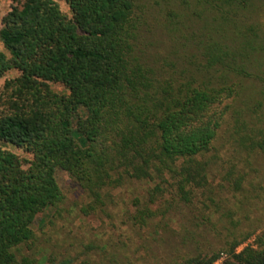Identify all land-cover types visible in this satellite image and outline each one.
Segmentation results:
<instances>
[{
    "label": "trees",
    "instance_id": "obj_1",
    "mask_svg": "<svg viewBox=\"0 0 264 264\" xmlns=\"http://www.w3.org/2000/svg\"><path fill=\"white\" fill-rule=\"evenodd\" d=\"M14 1L0 21L8 52L0 53V77L15 71L0 86V142L30 157L0 147V264H43L21 248L33 244L35 214L62 205L56 170L88 199L84 213L114 204L112 192L125 183H146L123 214L135 230L155 218L165 225L199 189L213 194L205 154L226 114L243 131L241 145L264 151V130L238 123L254 80L264 99V25L253 21L254 0H181L203 18L200 61L188 77L140 50L141 0ZM240 180L230 185L237 190ZM251 234H227L219 248L174 264H213L219 253V264H264V228L235 251Z\"/></svg>",
    "mask_w": 264,
    "mask_h": 264
},
{
    "label": "rangeland",
    "instance_id": "obj_2",
    "mask_svg": "<svg viewBox=\"0 0 264 264\" xmlns=\"http://www.w3.org/2000/svg\"><path fill=\"white\" fill-rule=\"evenodd\" d=\"M16 4L14 0H0V21ZM59 6L66 10L62 1ZM139 6L143 19L140 50L148 60L167 70L178 73L185 69L184 76L188 77L193 62L200 61L196 42L204 40L198 6L181 0H141ZM252 8L253 21L264 25V0H254ZM0 53L8 56L1 43ZM13 76L14 70L6 71L0 77V86ZM50 87L58 92L64 90L56 84ZM248 92L238 105V123L244 120L247 129L263 131L264 99L255 80ZM225 119L205 154L207 182L214 191L210 197L199 189L190 203L170 211L165 225L155 218L151 225L130 230L123 222V214L134 209L131 200L141 199L146 183H125L112 192L114 204L84 213L81 208L88 199L69 175L56 170L55 180L65 198L54 212L44 209L35 214L31 225L35 239L30 248H21L23 254L43 264H174L189 256L210 253L230 233H252L235 251L253 245L254 235L264 228V151L241 145L237 137L242 129L235 126L230 113ZM252 138H259L256 130ZM0 147L20 158L30 157L10 143L1 141ZM235 178H241L237 190L230 185ZM218 255L213 264L226 257L224 253Z\"/></svg>",
    "mask_w": 264,
    "mask_h": 264
}]
</instances>
